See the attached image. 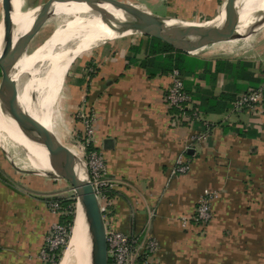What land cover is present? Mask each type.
Returning a JSON list of instances; mask_svg holds the SVG:
<instances>
[{
	"label": "crops",
	"instance_id": "crops-1",
	"mask_svg": "<svg viewBox=\"0 0 264 264\" xmlns=\"http://www.w3.org/2000/svg\"><path fill=\"white\" fill-rule=\"evenodd\" d=\"M114 1L160 18L203 22L225 0ZM3 5L0 0V20ZM153 46L147 37L118 36L74 69L77 113L94 115L93 147L115 185L106 223L155 241L149 263L264 264V114L233 110L242 93L264 81V59L187 54L182 79L199 119L178 124L164 102L169 78L163 65L176 54H154ZM219 62L224 65L217 68ZM236 63L249 65L244 77L229 71ZM87 66L90 76L81 82ZM81 139L72 146L79 151ZM179 155L188 170L173 175ZM12 167L9 181L0 166V264H44L41 250L60 217L49 211L48 198L61 183ZM204 191L217 193L210 222L182 226Z\"/></svg>",
	"mask_w": 264,
	"mask_h": 264
},
{
	"label": "water",
	"instance_id": "water-1",
	"mask_svg": "<svg viewBox=\"0 0 264 264\" xmlns=\"http://www.w3.org/2000/svg\"><path fill=\"white\" fill-rule=\"evenodd\" d=\"M263 2L264 0H253L250 6L253 10L242 15L241 0H225L214 17L203 22H192L160 18L114 0H48L28 9L34 12L33 19L27 31L17 35L14 19L19 16L14 12L13 0H4L0 20V111L5 119L14 122L28 142L46 153L49 171L24 172L63 181L73 192L86 222L87 264H107L105 223L95 190L81 159L62 145L55 134L41 122L27 113L19 99L15 83L18 78L16 66L21 56L26 54L31 39L54 16L57 6L80 4L97 13L101 23L108 26L116 37L143 36L158 40L175 51L195 54L209 44L243 39L242 36L253 35L264 28V10L256 9Z\"/></svg>",
	"mask_w": 264,
	"mask_h": 264
},
{
	"label": "bare ground",
	"instance_id": "bare-ground-1",
	"mask_svg": "<svg viewBox=\"0 0 264 264\" xmlns=\"http://www.w3.org/2000/svg\"><path fill=\"white\" fill-rule=\"evenodd\" d=\"M20 1L13 0L14 12L19 16L18 19H14L17 35H22L27 31L34 16L32 10L21 9ZM252 1L241 0V6H243L242 15L253 10L250 7ZM256 9L263 11L264 2ZM53 17L59 28L54 30L48 40L34 52L21 56L16 66L18 78L15 80V83L17 85L19 99L22 101L27 113L55 134L56 132L54 133L55 130H52L46 114L39 109L47 107L58 96L69 66L78 55L95 47L99 42L112 40L116 36L108 26L101 23L100 16L97 13L92 12L80 4L59 5ZM251 36L246 35L241 38L246 43L250 40ZM234 42L229 41V43ZM23 74L28 75L29 79L19 89V79ZM33 94H38V100L36 99L35 101L32 98ZM1 133L24 151L29 170L40 172L49 171L44 150L28 142L17 130L14 122L10 119H5L0 111V146L5 151V147L1 143L3 142L5 145V138L1 137ZM73 153L80 159V151ZM86 245V222L83 218L81 208L76 204L75 226L71 230V238L59 264H87L85 260Z\"/></svg>",
	"mask_w": 264,
	"mask_h": 264
},
{
	"label": "built area",
	"instance_id": "built-area-1",
	"mask_svg": "<svg viewBox=\"0 0 264 264\" xmlns=\"http://www.w3.org/2000/svg\"><path fill=\"white\" fill-rule=\"evenodd\" d=\"M168 78L169 85L166 88L164 96L167 108L177 111L176 119L178 124L185 123L192 125L193 122L198 121L199 111L194 106L190 96L186 93L180 73L174 69L168 74ZM233 110L246 111L254 115L264 114V81L256 89H249L242 93L234 101ZM77 118L81 121L84 131L80 141V159L86 167L87 174L95 190L105 223L107 264H153L147 262V258L155 250V241L141 239L135 234L124 233L106 223V217L110 213V192L114 189V181L108 177L103 156L97 153L93 147L92 124L95 119L94 115L89 111L87 113H78ZM185 163L184 157L179 155L172 167V174L186 173L188 167ZM70 193L71 196H74L71 190ZM216 198V191H204L197 201L194 215L181 218L182 226L186 227L191 220L196 224L210 222V205L211 201ZM50 207L58 216L63 215L59 200L49 203ZM62 232H64V228L60 227V225L49 231L45 239V246L41 250L44 264H52L51 261L56 258L57 246L60 244ZM50 236L53 238H49Z\"/></svg>",
	"mask_w": 264,
	"mask_h": 264
},
{
	"label": "rangeland",
	"instance_id": "rangeland-1",
	"mask_svg": "<svg viewBox=\"0 0 264 264\" xmlns=\"http://www.w3.org/2000/svg\"><path fill=\"white\" fill-rule=\"evenodd\" d=\"M46 1L48 0H21L20 7L22 10L31 9V8L41 5L42 3ZM53 18L54 17H51L50 19H48L47 22L40 28V30L31 39L29 47L26 51L27 55L31 54L37 48L43 45L48 40V38L52 35L54 30L59 28L57 22L54 21ZM126 37H132V36H126ZM102 43L103 41L99 42L95 47L90 48L89 50L81 53L80 55L77 56V58L74 61L72 60L73 62H71L69 69L63 79V83L61 85L60 93L58 94V96L50 104H48L47 107L43 109H39L41 110V112L46 114L50 122L52 130L53 131L55 130L54 133L56 132L55 135L59 138L60 141H62L64 145L70 148L71 152L79 151L78 150L79 148H73L72 146L78 147V142L82 136V133L84 132L83 126L81 129L79 125L77 124V122H79V119L77 118V114H78L77 107H76L77 104L75 103V101H73V98L75 99V95H76L75 91H77V89H80V86H79L80 82H78V78L74 74V69L77 66V63L79 60H81L82 58H85L87 55H89L91 50H93L94 48H96L98 45ZM195 55H200V56H204L207 58L214 57V56L222 57V58L227 57L233 61L237 59H244V58L253 59L251 57L253 56L257 60H262L264 59V28L260 29L257 33L253 34L250 40L246 43H244L242 39L235 40L234 43L215 42L199 50L198 52L195 53ZM90 71H91V66H87L86 74L83 75V79H81L82 80L81 82H85V78L90 76V73H89ZM28 79L29 77L26 74H23L20 77L19 85H18L19 89H21L22 85ZM28 89H34V88H28ZM32 98L35 101L36 99L38 100V94H35V95L33 94ZM82 103H84L83 99H82ZM1 137L5 138V141H4L5 145L3 144V142L1 143L3 147H5V149L7 150V151L6 150L4 151V149L0 146V166H2L3 168H7L6 170L7 172L3 170L2 174L9 181H13L10 172L13 171V173H16L15 172L16 169H14V167L11 168L12 165H14L15 167L19 169L29 171L25 153L17 145L13 144L4 134L1 133ZM14 181L16 183H19L16 180ZM57 182L61 183L60 184L61 186H59L58 188L55 187L53 189L54 193H51L48 198L49 203L56 201L58 199H66V198L71 199L70 189L67 186V184L65 182H63L64 184L60 181H57ZM72 207H73V211H72V214H73L72 223L73 224L70 227L66 228V226H62L58 221H56L55 223L51 225L52 228H55L56 226H59V225L60 227L64 228V232H62V238L59 241L60 244L57 246L58 255L53 261H51L52 264H59L60 259L62 258L64 252L66 251L68 242L71 238V230H73L75 226L76 204H72ZM49 211L51 213H55V211H53L51 207L49 208ZM49 238H53V237L50 236ZM70 264H73V263H70Z\"/></svg>",
	"mask_w": 264,
	"mask_h": 264
},
{
	"label": "trees",
	"instance_id": "trees-1",
	"mask_svg": "<svg viewBox=\"0 0 264 264\" xmlns=\"http://www.w3.org/2000/svg\"><path fill=\"white\" fill-rule=\"evenodd\" d=\"M151 39L153 42H154V45L153 46V49L154 51H152V53L154 54H159L160 52H174L176 54L175 57H172V56H168L166 57V60L164 62V65L163 66H166V72L167 74H169L172 70H178V72L180 73L181 77H182V72H184V68H185V65L184 63L186 62V58L184 59V57H187L188 58V55L187 54H184V53H181V52H178V51H175L173 50L170 46L158 41V40H155V39H152V38H149ZM192 60H194L192 58ZM191 60V61H192ZM193 62H197L196 60H194ZM224 63H218L217 68L218 66L221 67L223 66ZM249 65L247 64H235V65H229V71L234 73L236 77H244L245 73V69L248 67ZM241 67V71L239 72L238 68ZM218 70V69H217ZM183 80V79H182ZM260 84H262L261 82L259 83V81H256L254 84H253V88H249V89H256ZM187 93V92H186ZM188 94V93H187ZM73 108V107H72ZM71 108V109H72ZM70 109V110H71ZM175 113H177L176 110H173ZM111 195V193H110ZM60 200L61 202V210H62V213L63 215H60L59 219H58V222L63 225V226H66L67 227H70L73 223V214H72V211H73V207H72V204H76V199H75V196H71V199H58ZM71 206V207H70ZM196 206H197V203H196ZM193 224H196L193 222ZM58 252H56L57 254ZM58 255V254H57Z\"/></svg>",
	"mask_w": 264,
	"mask_h": 264
}]
</instances>
